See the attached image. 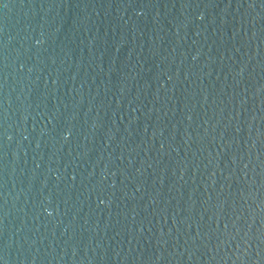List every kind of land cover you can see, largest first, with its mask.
I'll use <instances>...</instances> for the list:
<instances>
[{
	"label": "water",
	"instance_id": "obj_1",
	"mask_svg": "<svg viewBox=\"0 0 264 264\" xmlns=\"http://www.w3.org/2000/svg\"><path fill=\"white\" fill-rule=\"evenodd\" d=\"M0 264H264V0H0Z\"/></svg>",
	"mask_w": 264,
	"mask_h": 264
}]
</instances>
